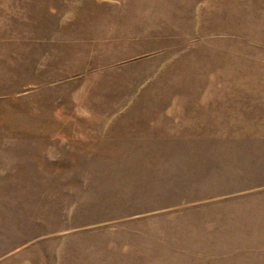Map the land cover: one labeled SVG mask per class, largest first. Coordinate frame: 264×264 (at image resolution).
Listing matches in <instances>:
<instances>
[{"label": "rangeland", "instance_id": "rangeland-1", "mask_svg": "<svg viewBox=\"0 0 264 264\" xmlns=\"http://www.w3.org/2000/svg\"><path fill=\"white\" fill-rule=\"evenodd\" d=\"M0 264H264V0H0Z\"/></svg>", "mask_w": 264, "mask_h": 264}]
</instances>
